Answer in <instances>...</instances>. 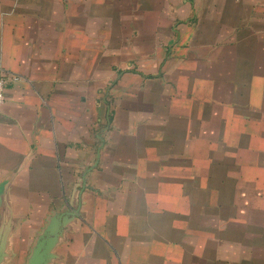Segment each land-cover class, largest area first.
I'll return each mask as SVG.
<instances>
[{
    "label": "crops",
    "instance_id": "0c3cea01",
    "mask_svg": "<svg viewBox=\"0 0 264 264\" xmlns=\"http://www.w3.org/2000/svg\"><path fill=\"white\" fill-rule=\"evenodd\" d=\"M0 70L10 219L44 224L96 163L101 138L88 186L123 187L124 205L152 207L155 177L171 167L147 130L170 127L175 81L195 129L230 106V146L245 144L231 155L230 264H264V0H0Z\"/></svg>",
    "mask_w": 264,
    "mask_h": 264
},
{
    "label": "rangeland",
    "instance_id": "374dc122",
    "mask_svg": "<svg viewBox=\"0 0 264 264\" xmlns=\"http://www.w3.org/2000/svg\"><path fill=\"white\" fill-rule=\"evenodd\" d=\"M173 48L170 55L176 57ZM180 99L172 81L170 127L147 130L153 134L147 137L152 151L170 153V172L155 177L153 206L131 209L130 200L124 205L117 199L123 187L100 193L87 184L81 217L66 228L52 264H230V187L238 180L232 174L240 157L231 155L245 144L230 146V106L218 104L225 108L221 115L213 107L209 126L199 130L185 118ZM184 119L185 129L179 126ZM80 190L51 210L42 225L22 224L1 209L3 220L11 221L4 264H27L50 217L77 208Z\"/></svg>",
    "mask_w": 264,
    "mask_h": 264
},
{
    "label": "water",
    "instance_id": "95a60500",
    "mask_svg": "<svg viewBox=\"0 0 264 264\" xmlns=\"http://www.w3.org/2000/svg\"><path fill=\"white\" fill-rule=\"evenodd\" d=\"M100 141L101 146L98 150L96 163L92 167L88 168L80 178L78 186L81 190L79 191L80 193L77 208L55 212L53 216L50 217L48 224L36 239L27 264H52L53 260L56 258L55 249L64 236L66 228L75 219L81 217L82 195L87 188L88 175L98 166L100 154L104 146V139L101 138ZM10 232L11 221L2 220L0 223V264H4L7 257Z\"/></svg>",
    "mask_w": 264,
    "mask_h": 264
},
{
    "label": "built area",
    "instance_id": "2783aa9c",
    "mask_svg": "<svg viewBox=\"0 0 264 264\" xmlns=\"http://www.w3.org/2000/svg\"><path fill=\"white\" fill-rule=\"evenodd\" d=\"M5 86H6L5 75L4 72L0 70V116L6 99Z\"/></svg>",
    "mask_w": 264,
    "mask_h": 264
}]
</instances>
